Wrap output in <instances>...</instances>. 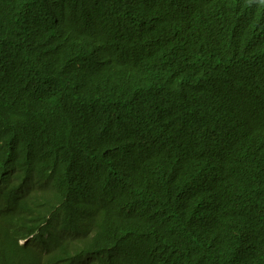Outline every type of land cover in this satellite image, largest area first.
<instances>
[{
	"label": "trees",
	"instance_id": "1",
	"mask_svg": "<svg viewBox=\"0 0 264 264\" xmlns=\"http://www.w3.org/2000/svg\"><path fill=\"white\" fill-rule=\"evenodd\" d=\"M0 46V264H264V0H0Z\"/></svg>",
	"mask_w": 264,
	"mask_h": 264
},
{
	"label": "bare ground",
	"instance_id": "2",
	"mask_svg": "<svg viewBox=\"0 0 264 264\" xmlns=\"http://www.w3.org/2000/svg\"><path fill=\"white\" fill-rule=\"evenodd\" d=\"M243 6H246V5H243ZM78 14L88 22V25L95 26L94 25L95 22L92 20L93 19L92 18L93 16H91L92 15L91 13L89 14L88 12H81V11L79 12L78 11ZM144 15H146V14L144 13ZM139 27L140 28H144L141 25H139ZM157 28H158V26L155 25V24H153V25L147 24V28H144V29H146V31L148 33H150L154 37L155 40H157V41H163V37L162 36H156V34L158 33ZM7 43H8L9 46L12 47V49L14 51V54L20 52V49L18 48V46H15L13 43H10V42H7ZM169 43H176L177 44V42H175V40H173V39L170 40V41H167V44H169ZM184 43H185V41L182 42V43L177 44L178 47H179V51L178 52H175V53H176V56L179 57V58L182 57V53L181 52H182V49L184 47ZM90 48H91L92 51L95 52V49H94V46L93 45H90ZM0 51L11 53L10 51H8L3 46H0ZM136 54H138L139 56H144V53L143 52H140V51L136 52ZM0 60H2L1 56H0ZM4 72L8 76H10V77H12V75L17 72L18 77L22 80V82H28L29 83V86L37 87L38 84H39V78L34 73H32L31 71H29L24 66L21 67V68H19V69H16V64H14V66L12 68L6 69V66L4 65ZM57 75H58V73L55 72L51 77L55 78ZM73 87H74L75 92H77V94H78V91L81 88H83V82L81 81L78 84H73ZM57 88H58V84L57 83H48L46 81V94H47V96H55L56 91H57ZM76 104L71 107L70 111L74 109V107L76 106ZM110 108H111V111H116L117 109H121L123 111L126 110L125 107H119V106H111ZM30 132L36 134V132L34 130H30Z\"/></svg>",
	"mask_w": 264,
	"mask_h": 264
},
{
	"label": "rangeland",
	"instance_id": "3",
	"mask_svg": "<svg viewBox=\"0 0 264 264\" xmlns=\"http://www.w3.org/2000/svg\"><path fill=\"white\" fill-rule=\"evenodd\" d=\"M114 28V34L113 37H118L120 35V21L117 23V21L111 25Z\"/></svg>",
	"mask_w": 264,
	"mask_h": 264
}]
</instances>
